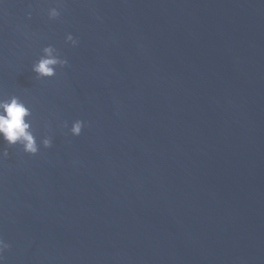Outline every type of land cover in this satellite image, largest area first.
Instances as JSON below:
<instances>
[{"label":"water","instance_id":"1","mask_svg":"<svg viewBox=\"0 0 264 264\" xmlns=\"http://www.w3.org/2000/svg\"><path fill=\"white\" fill-rule=\"evenodd\" d=\"M13 96L3 264H264V0H0Z\"/></svg>","mask_w":264,"mask_h":264},{"label":"clouds","instance_id":"2","mask_svg":"<svg viewBox=\"0 0 264 264\" xmlns=\"http://www.w3.org/2000/svg\"><path fill=\"white\" fill-rule=\"evenodd\" d=\"M59 15L56 8H51L48 12L49 19L54 20ZM71 42L72 46L77 44L72 35H67L65 43ZM43 56L32 66V73L38 78H51L56 74V66L64 68L67 65L66 59H59L53 56L51 46L42 49ZM31 116V112L25 104L17 97L13 96L8 100H0V141L8 147L20 146L22 151L28 155H35L38 152V145L31 129L30 122L26 120ZM84 126L83 122L76 120L72 123L69 133L71 136H79ZM40 146L49 148L51 139L45 138L40 141ZM8 151L0 152V157H7ZM9 247L0 238V264H3V253Z\"/></svg>","mask_w":264,"mask_h":264}]
</instances>
